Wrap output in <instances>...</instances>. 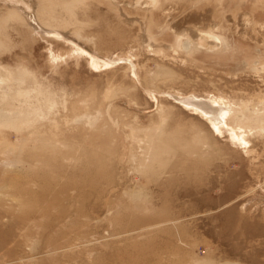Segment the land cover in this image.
Wrapping results in <instances>:
<instances>
[{
    "label": "rangeland",
    "instance_id": "rangeland-1",
    "mask_svg": "<svg viewBox=\"0 0 264 264\" xmlns=\"http://www.w3.org/2000/svg\"><path fill=\"white\" fill-rule=\"evenodd\" d=\"M53 1L0 23V264H264V127L175 93L264 111V0Z\"/></svg>",
    "mask_w": 264,
    "mask_h": 264
},
{
    "label": "bare ground",
    "instance_id": "bare-ground-1",
    "mask_svg": "<svg viewBox=\"0 0 264 264\" xmlns=\"http://www.w3.org/2000/svg\"><path fill=\"white\" fill-rule=\"evenodd\" d=\"M155 1L156 0H151L150 3L155 4ZM5 2H6L5 4L0 5V23L8 19H16V20L25 22L34 32L42 31L46 33V32H50V29H52V27H50L46 23L45 19L53 18L51 10L55 6V3H56L55 1L53 0H5ZM193 35L195 34H191L187 30L183 31L180 34V36H183L186 38L185 40H192L194 37H199L200 39L205 40V41L199 40V43L201 45H205V46L212 47V48L216 46L221 47V46L226 45L225 38L210 29L209 30H198L196 36H193ZM182 44H184V42ZM4 46H5V40L0 37V49ZM23 79L21 78L18 79L19 85H21V83L23 82ZM6 87L7 89H9L11 87V83L8 82V76L0 72V98L2 100L8 98L6 97L8 94L6 91ZM29 92H30V89L19 87V89L15 91V93H13L14 95H12V98L22 97L24 99H27L29 97ZM175 93L177 94V96H179V98H181L180 101L183 104L190 105L191 107L194 106L192 107V109L194 111L199 112L201 116L207 119L215 130L221 131L225 126H228L229 132L231 133L233 140L239 143L243 144L247 142V140L245 139L246 137L244 136L245 133H243L241 129L244 130V128H250L253 125L252 124L253 122L254 123L256 122L259 125V127H264V111L263 110L261 112L258 111L259 114H256L255 112L256 107H255V110L253 109L254 110L253 113L250 112V114H245L244 110L242 109V107H245V106L242 105L241 108H237L234 106L237 104L228 105L227 103H230L229 101L227 103L225 101L224 103L223 101L220 100V98L218 99L220 101L219 103L216 99H214L215 100L214 101L211 98H209V96L203 97L201 95L194 94V95H189L190 97H187V96H182L183 94L181 95L177 91ZM239 111L241 112L240 115H238ZM2 115L3 114L1 113L0 119ZM1 124H2V121H1ZM245 131H248V130L245 129Z\"/></svg>",
    "mask_w": 264,
    "mask_h": 264
},
{
    "label": "water",
    "instance_id": "water-1",
    "mask_svg": "<svg viewBox=\"0 0 264 264\" xmlns=\"http://www.w3.org/2000/svg\"><path fill=\"white\" fill-rule=\"evenodd\" d=\"M187 97H190V96H187ZM177 99L180 101L181 100V98H179V97H177Z\"/></svg>",
    "mask_w": 264,
    "mask_h": 264
}]
</instances>
